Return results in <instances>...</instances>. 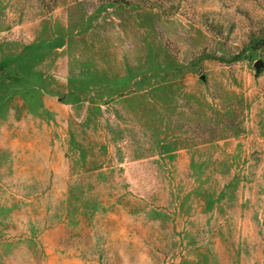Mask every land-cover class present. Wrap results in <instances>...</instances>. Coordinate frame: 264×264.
<instances>
[{"label": "rangeland", "instance_id": "rangeland-1", "mask_svg": "<svg viewBox=\"0 0 264 264\" xmlns=\"http://www.w3.org/2000/svg\"><path fill=\"white\" fill-rule=\"evenodd\" d=\"M264 0H0V264H264Z\"/></svg>", "mask_w": 264, "mask_h": 264}, {"label": "water", "instance_id": "water-1", "mask_svg": "<svg viewBox=\"0 0 264 264\" xmlns=\"http://www.w3.org/2000/svg\"><path fill=\"white\" fill-rule=\"evenodd\" d=\"M255 66L257 69H260L261 67L264 66V63L261 61V60H258L256 63H255Z\"/></svg>", "mask_w": 264, "mask_h": 264}]
</instances>
